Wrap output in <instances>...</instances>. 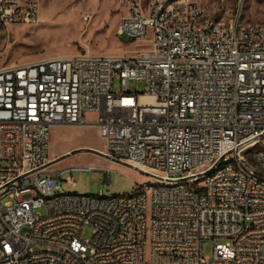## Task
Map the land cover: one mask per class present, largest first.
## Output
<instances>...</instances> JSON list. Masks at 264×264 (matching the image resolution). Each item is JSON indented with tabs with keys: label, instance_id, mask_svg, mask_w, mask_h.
I'll return each instance as SVG.
<instances>
[{
	"label": "built area",
	"instance_id": "built-area-1",
	"mask_svg": "<svg viewBox=\"0 0 264 264\" xmlns=\"http://www.w3.org/2000/svg\"><path fill=\"white\" fill-rule=\"evenodd\" d=\"M39 8L0 0V26L35 23ZM230 20L190 0H130L117 34L146 47L0 65V264H264V22L240 7ZM61 125L96 127L98 151L149 182L60 191L89 168L51 167Z\"/></svg>",
	"mask_w": 264,
	"mask_h": 264
},
{
	"label": "rangeland",
	"instance_id": "rangeland-1",
	"mask_svg": "<svg viewBox=\"0 0 264 264\" xmlns=\"http://www.w3.org/2000/svg\"><path fill=\"white\" fill-rule=\"evenodd\" d=\"M213 18L230 17L240 7L248 22H264V0H190ZM130 0H40L38 21L0 26V65L20 64L36 59L81 51L133 53L149 44V36L130 39L118 35L117 28L127 15ZM147 4L149 0H142ZM84 15L88 16L85 20ZM119 87L116 81L115 88ZM131 91H144V83L131 80ZM88 121L95 113L86 115ZM49 158L54 169L86 166L68 172L59 180L60 191L95 195L131 193L140 183L149 182L146 173L109 161L98 150L103 141L94 126L61 125L53 130ZM70 149L64 157L58 153ZM97 149V150H96ZM104 169L110 182L104 180ZM74 178L73 184L65 181ZM26 229H23V232ZM92 228H85L83 238H90ZM214 241H202V255H211Z\"/></svg>",
	"mask_w": 264,
	"mask_h": 264
},
{
	"label": "bare ground",
	"instance_id": "bare-ground-1",
	"mask_svg": "<svg viewBox=\"0 0 264 264\" xmlns=\"http://www.w3.org/2000/svg\"><path fill=\"white\" fill-rule=\"evenodd\" d=\"M198 18H205V11H198ZM223 27H231V20L223 18ZM190 30H201V23H190Z\"/></svg>",
	"mask_w": 264,
	"mask_h": 264
},
{
	"label": "crops",
	"instance_id": "crops-1",
	"mask_svg": "<svg viewBox=\"0 0 264 264\" xmlns=\"http://www.w3.org/2000/svg\"><path fill=\"white\" fill-rule=\"evenodd\" d=\"M55 127H57V126H55ZM55 127L52 128L51 139H52V134H53V130H54ZM51 143H52V142H51V140H50V146H51ZM50 146H49V154H50ZM69 152H70V149H65V150L59 152L58 155L64 157V154H67V153H69Z\"/></svg>",
	"mask_w": 264,
	"mask_h": 264
}]
</instances>
